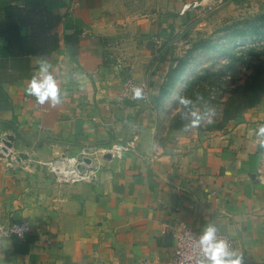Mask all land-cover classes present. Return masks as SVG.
Listing matches in <instances>:
<instances>
[{"label": "crops", "instance_id": "crops-1", "mask_svg": "<svg viewBox=\"0 0 264 264\" xmlns=\"http://www.w3.org/2000/svg\"><path fill=\"white\" fill-rule=\"evenodd\" d=\"M64 1V29L83 37L75 58L65 47L10 56L0 38V129L15 127L14 149L27 156L13 166L0 156V221L31 224L24 239L3 240L0 264H166L177 223L195 232L212 224L237 240L241 264H264V100L239 121L221 123L212 105L198 125L178 128V92L156 102L192 0ZM41 62L57 84L55 105L26 92ZM128 77L150 85L153 107L117 100ZM130 142L118 157L90 156L95 182L60 186L43 164Z\"/></svg>", "mask_w": 264, "mask_h": 264}, {"label": "trees", "instance_id": "trees-1", "mask_svg": "<svg viewBox=\"0 0 264 264\" xmlns=\"http://www.w3.org/2000/svg\"><path fill=\"white\" fill-rule=\"evenodd\" d=\"M64 3V0H0V38L6 42L9 55L46 57L56 49L65 47L75 58L83 37L79 30L64 29L68 12L57 11ZM236 26L232 36L249 37L252 44L238 54H230L228 63L218 70L204 68L198 73L188 66L194 50L211 48L207 40L193 43L187 55L177 59L176 65L170 67L166 79L159 86L157 104L170 96L187 72L190 76L178 96L179 101L180 98L191 101L187 107L180 104L170 127H185L191 123L192 118H182L181 113L195 111L202 118L214 104L220 108L221 123L239 121L245 110L264 100V9L236 23ZM241 62L247 73L243 82L237 83L235 72L237 64ZM14 247L16 250H26L17 243Z\"/></svg>", "mask_w": 264, "mask_h": 264}, {"label": "built area", "instance_id": "built-area-1", "mask_svg": "<svg viewBox=\"0 0 264 264\" xmlns=\"http://www.w3.org/2000/svg\"><path fill=\"white\" fill-rule=\"evenodd\" d=\"M227 0H192L185 3L181 12L184 13L190 9L206 6L211 8L213 6L221 5ZM134 90H139V98L145 105L154 106L150 98V85L144 80L134 79L132 77L126 78L119 90L117 100L122 99H135L133 96ZM16 140V128L11 127L8 129H0V156L7 165L13 166L16 162L15 156L17 155L14 149ZM133 146L130 142L128 146L114 145L112 149L101 148L99 150L83 149L77 154L61 153L54 156L43 164L46 165L52 173L54 181L60 185L73 184L77 182H95L97 180L96 172L99 165L92 161L85 163L82 160L84 156L100 157L107 159L109 157L120 156L122 150H126ZM96 159V158H95ZM79 165H83L79 168ZM31 231V224L28 220L19 221H0V247L6 237H17L24 239L25 236ZM203 231L195 232L189 227L177 223L172 227V234L174 238V248L171 257L166 264H194V260L198 256H202L199 247L195 241ZM217 239L224 240L229 249L234 251L237 240L228 233L216 232Z\"/></svg>", "mask_w": 264, "mask_h": 264}, {"label": "rangeland", "instance_id": "rangeland-1", "mask_svg": "<svg viewBox=\"0 0 264 264\" xmlns=\"http://www.w3.org/2000/svg\"><path fill=\"white\" fill-rule=\"evenodd\" d=\"M264 9V0H227L225 3L208 8L206 6L190 9L186 23L182 24L172 36L174 45L173 59L184 58L193 43L207 40L211 48L197 49L192 52L188 66L193 72L200 73L204 68L218 70L228 63V56L238 54L252 39L239 35L232 36L236 23L255 15ZM220 50V51H219ZM236 70V82L241 83L246 75L244 64L241 62ZM248 71V70H247ZM190 74L184 73L186 80ZM228 79H230L228 77ZM186 82V81H185ZM185 82H179L175 91H182ZM216 89V87H213ZM225 96H222L224 98ZM216 106V104H214Z\"/></svg>", "mask_w": 264, "mask_h": 264}, {"label": "clouds", "instance_id": "clouds-1", "mask_svg": "<svg viewBox=\"0 0 264 264\" xmlns=\"http://www.w3.org/2000/svg\"><path fill=\"white\" fill-rule=\"evenodd\" d=\"M26 92L34 96L39 104H43L45 101H50L53 105L59 103L57 84L48 72L46 63L41 62L38 74L29 81ZM139 95V90H134V98H139ZM179 102L185 107L191 103L187 98H180ZM181 116L182 118L190 116L192 125H198L201 120V116L195 111L181 113ZM259 135L264 137V125L259 127ZM261 146L264 147V140H261ZM216 232L215 226L208 224L199 235L195 243L202 256L196 257L194 264H241V257L235 251L230 250L224 240L217 239Z\"/></svg>", "mask_w": 264, "mask_h": 264}, {"label": "water", "instance_id": "water-1", "mask_svg": "<svg viewBox=\"0 0 264 264\" xmlns=\"http://www.w3.org/2000/svg\"><path fill=\"white\" fill-rule=\"evenodd\" d=\"M26 157H27V156L24 155V154H17V155L15 156V160H16V161H19L20 158H26ZM82 160H83V162H85V163H91V162L93 161V159L90 158V157H82ZM82 167H83V165H79V168H82Z\"/></svg>", "mask_w": 264, "mask_h": 264}]
</instances>
